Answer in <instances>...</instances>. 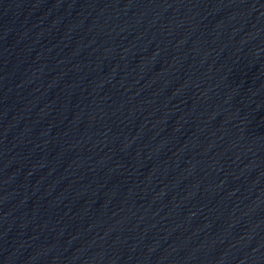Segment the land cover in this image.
Listing matches in <instances>:
<instances>
[{"label": "water", "instance_id": "water-1", "mask_svg": "<svg viewBox=\"0 0 264 264\" xmlns=\"http://www.w3.org/2000/svg\"><path fill=\"white\" fill-rule=\"evenodd\" d=\"M0 264H264V0H0Z\"/></svg>", "mask_w": 264, "mask_h": 264}]
</instances>
